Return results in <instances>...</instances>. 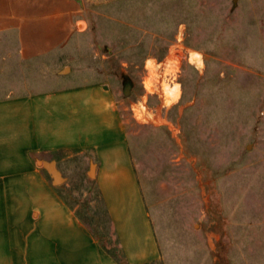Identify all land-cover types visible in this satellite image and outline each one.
I'll return each instance as SVG.
<instances>
[{"label": "rangeland", "instance_id": "1", "mask_svg": "<svg viewBox=\"0 0 264 264\" xmlns=\"http://www.w3.org/2000/svg\"><path fill=\"white\" fill-rule=\"evenodd\" d=\"M10 12L31 33L54 24L27 41L52 50L27 72L29 93L43 77L92 89L59 107L55 125L82 142H123L149 218L150 239L125 230L122 242L90 152L60 151L42 170L58 169L55 187L98 250L78 264H264V0H0ZM18 35L0 31L2 84L24 83L5 65Z\"/></svg>", "mask_w": 264, "mask_h": 264}, {"label": "crops", "instance_id": "2", "mask_svg": "<svg viewBox=\"0 0 264 264\" xmlns=\"http://www.w3.org/2000/svg\"><path fill=\"white\" fill-rule=\"evenodd\" d=\"M14 17L17 16L12 12L0 15V31L20 28L18 49L5 58V65L10 68L6 67V71L13 70L16 64L24 77L20 86L13 78L0 83V264H78V257L90 259L96 251L88 230L62 199L54 179L42 170L45 163L53 161L63 150L90 152L88 161L96 166L95 182L122 233V242H125V230H132L136 244L145 242L149 238V218L144 212L128 148L123 142L112 146L102 141L88 142L87 134L82 142L74 132L60 133L55 125V111L59 107H76L74 97L92 89L46 87L43 77L37 92L30 94L27 72L31 66H47L52 50L42 48L38 53L27 41L32 37L38 42L44 41L46 32L53 34L50 28L54 24L49 29L31 33L22 29L24 24ZM28 18H23L25 24L40 26L42 23L41 19ZM54 62L56 67L51 77L58 81L62 67ZM93 102L89 100L90 105ZM87 131L85 129V133ZM98 257L107 263L113 259L107 251L100 252Z\"/></svg>", "mask_w": 264, "mask_h": 264}, {"label": "water", "instance_id": "3", "mask_svg": "<svg viewBox=\"0 0 264 264\" xmlns=\"http://www.w3.org/2000/svg\"><path fill=\"white\" fill-rule=\"evenodd\" d=\"M46 167L49 170V172L51 173V175L55 181V184L60 183L62 181V178L60 176L59 171L52 165H47ZM92 174H93V168L90 171V176H92Z\"/></svg>", "mask_w": 264, "mask_h": 264}, {"label": "bare ground", "instance_id": "4", "mask_svg": "<svg viewBox=\"0 0 264 264\" xmlns=\"http://www.w3.org/2000/svg\"><path fill=\"white\" fill-rule=\"evenodd\" d=\"M200 61V60H199ZM197 62V61H196ZM199 64H200V62H199Z\"/></svg>", "mask_w": 264, "mask_h": 264}]
</instances>
